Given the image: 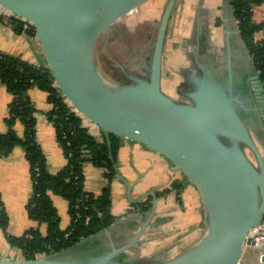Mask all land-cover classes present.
Here are the masks:
<instances>
[{
  "label": "water",
  "instance_id": "obj_1",
  "mask_svg": "<svg viewBox=\"0 0 264 264\" xmlns=\"http://www.w3.org/2000/svg\"><path fill=\"white\" fill-rule=\"evenodd\" d=\"M148 1L0 0V5L33 25L55 85L83 119L99 127L108 141L116 135L161 153L197 186L207 211L206 234L171 260L127 261L157 212L158 197L153 194L150 216L123 245L112 242L100 255L83 254L92 253V247L100 245L97 239L113 224L62 253L0 264H240L245 247L252 245L249 234L264 223V152L244 118L248 102L242 95L244 87L235 82L231 59L227 79L206 60L198 63L200 72L195 76L186 73L192 89L185 101L168 95L163 89L164 53L178 1L168 0L143 76L121 67L130 82L120 83L109 80L99 67L96 47L101 35ZM254 74L249 97L264 129V84L256 68ZM94 239L98 243L91 242ZM86 242L93 245L82 248Z\"/></svg>",
  "mask_w": 264,
  "mask_h": 264
},
{
  "label": "crops",
  "instance_id": "obj_2",
  "mask_svg": "<svg viewBox=\"0 0 264 264\" xmlns=\"http://www.w3.org/2000/svg\"><path fill=\"white\" fill-rule=\"evenodd\" d=\"M167 1L163 0L164 3ZM233 10L231 0H178L168 30L164 66H177L187 71L190 70L192 57L197 64H203L215 55L228 64L231 59L233 73L240 79L244 75L245 63L250 65L252 59L238 36V22L237 19L233 20ZM253 12L254 22L264 23V3L255 6ZM10 17L0 15V52L32 65L49 67L37 37L31 34L30 29L18 31L12 27ZM169 38L173 39L170 41ZM257 38L264 39V33H259ZM208 49L211 54L207 52ZM176 85L177 80L170 77L167 91L172 90L175 95L168 94L164 85L163 89L174 99L182 101L184 99L179 85ZM27 95L37 110V142L45 156L47 168L50 173L58 174L66 167L67 158L57 139L55 125L48 116L53 106L48 100V94L40 89L29 90ZM12 101L11 93L0 84V134L8 131L6 120ZM85 125L97 140L103 141L106 138L96 125L89 121H85ZM14 129L21 139L24 138L25 128L22 123H18ZM120 140L115 161L116 174L111 181L115 226L101 238L108 243H116L117 240L127 242L133 238L150 216L153 194H156L158 207L155 217L140 243L132 252L129 251L128 257L162 260L176 258L206 234L207 211L202 195L197 186L167 157L143 143L122 137ZM84 175L85 190L92 194H101L109 184L105 169L96 165L86 164ZM175 183L179 188L173 187ZM33 184L25 148L18 145L10 155L0 159V194L9 216L8 230L12 236H23L38 227L30 219L27 210L33 195ZM52 199L61 219V227L66 230L71 223L69 202L57 195ZM39 228L44 234L47 233V225ZM261 251L254 247L245 248L240 264H260L258 256ZM6 260L23 261L27 258L0 230V261Z\"/></svg>",
  "mask_w": 264,
  "mask_h": 264
},
{
  "label": "trees",
  "instance_id": "obj_3",
  "mask_svg": "<svg viewBox=\"0 0 264 264\" xmlns=\"http://www.w3.org/2000/svg\"><path fill=\"white\" fill-rule=\"evenodd\" d=\"M231 1L242 38L264 84V39L257 38L259 33H264V23L257 24L253 19L254 7L263 4L264 0ZM14 16L17 19L11 18L12 22L19 23L18 31H22V21L26 20ZM30 32L36 36L34 27ZM0 84L13 96L6 120L8 131L0 134V159L10 155L16 146H24L34 183L27 210L30 219L38 224L37 228H32L23 236L9 235V216L0 194V230L5 232L8 241L20 248L30 260L70 250L112 226L115 218L112 215L111 181L116 174L115 161L120 137L110 135L109 141L107 138L99 141L93 137L83 117L62 96L47 66L32 65L0 52ZM32 89L46 92L53 106L48 116L55 125L57 139L67 158L66 167L58 174L49 172L37 142V110L27 95ZM19 122L25 128L22 139L14 129ZM89 163L105 169L109 184L101 194L85 190L84 166ZM173 187L179 188L177 183ZM54 195L69 202L71 223L66 230L61 227V219L52 199ZM41 225H47L46 234L40 230ZM97 240L103 246L101 236ZM97 240L91 242L98 243ZM83 244L82 248L93 245L88 242Z\"/></svg>",
  "mask_w": 264,
  "mask_h": 264
},
{
  "label": "rangeland",
  "instance_id": "obj_4",
  "mask_svg": "<svg viewBox=\"0 0 264 264\" xmlns=\"http://www.w3.org/2000/svg\"><path fill=\"white\" fill-rule=\"evenodd\" d=\"M161 6L160 0H150L134 10L132 14L111 24L101 35L96 47V57L101 71L109 80L128 84L130 81L123 75L122 68L127 73L139 71V74L144 75L148 59L144 56L143 50L150 41L149 34L153 35L156 31L162 14ZM169 39L171 41L173 38ZM164 69L167 70H165L166 76L163 79V85L168 94L175 95L172 90L167 91L169 90L170 77L177 80L179 91L187 89L185 77L182 75L186 74V71L177 66L170 68L169 65L164 66ZM8 229L7 233L10 235ZM130 252L132 251L130 250ZM133 260L134 258H128V261Z\"/></svg>",
  "mask_w": 264,
  "mask_h": 264
},
{
  "label": "flooded vegetation",
  "instance_id": "obj_5",
  "mask_svg": "<svg viewBox=\"0 0 264 264\" xmlns=\"http://www.w3.org/2000/svg\"><path fill=\"white\" fill-rule=\"evenodd\" d=\"M160 4L162 5L161 6V11L163 12L166 3H164L163 0H160ZM159 22H160V19H159ZM159 22H158V25H159ZM156 30H157V28H156ZM155 32H154V34H155ZM154 34L153 35L151 33L149 34L150 41L147 43V45L145 46V49L143 50L144 51L143 52L144 56H146L148 60H149L150 44H151V41H152V39L154 37ZM207 52H209L210 54L212 53L209 49L207 50ZM192 58L193 59L190 62V70H187L186 72L194 73L193 75L195 76L196 75L195 73L200 72V69H199L198 64L196 63V60H194L195 58L194 57H192ZM220 60H222V59H219V58L215 57V55H214L213 57L209 58V61H210L209 63H211V66H212V68L214 70H217L218 72H220L219 75L223 79H227L228 76H229V72H230L229 71V64L225 60H222V61H220ZM242 62H243V60L241 61V64H242ZM242 67H244L243 64H242ZM255 68L256 67L254 65V62L250 61V65L245 63V68H243L244 69V75H242V77H240V79L235 77L236 78L235 82H236V84L239 85V87H242V88L244 87L243 88L244 91H243L242 95L244 96L245 100L248 102L247 110L244 113L249 114V116H247L246 114H243V115H244V118L247 120L249 127L251 128L253 136L255 137V139L257 140V142L259 143V145L261 146V148H262V150L264 152V147H263L264 146V129L261 128L262 125H260V119L257 116L256 112L253 111V109L255 107V103H253L252 100L249 97V94H250V91H249L250 90V83L253 82V80H255V74H254L255 73ZM122 72L124 73L123 75L128 77L124 71H122ZM138 72L137 73H133V74H137V75L143 76V75L139 74ZM182 75L185 77L184 81H186V78H188L189 75L185 74V73L182 74ZM249 78H250V80H249ZM240 81L242 83L239 84ZM242 84H243V86H242ZM237 86H235L236 90L239 89ZM191 89H192V85L189 83V80H188L187 89H183V90L180 89V93H181V96H182L183 99L187 98L185 96V94L188 93L189 91H191ZM226 142L228 144H230V145L235 144V142H233V141H231V140H229L227 138H226ZM125 242L126 241L117 240V242L115 244H117V246H118V245H123ZM102 245L103 246H101V247L93 248L92 249V253L87 251V252H83V254L85 256H87V255L88 256L89 255L97 256V255L101 254V250L102 249L108 251V249L111 247V243H108L106 241H104V243ZM127 261H128V259H127ZM135 264H145V262H138V263H135Z\"/></svg>",
  "mask_w": 264,
  "mask_h": 264
},
{
  "label": "built area",
  "instance_id": "obj_6",
  "mask_svg": "<svg viewBox=\"0 0 264 264\" xmlns=\"http://www.w3.org/2000/svg\"><path fill=\"white\" fill-rule=\"evenodd\" d=\"M0 15L6 16V17H9V15H10L11 16L10 18L15 17L9 11L5 10V8H3L1 5H0ZM22 23H23V25H22L23 29L26 31H28L29 29H31L33 27V25L28 21L27 22L22 21ZM10 24L12 27L17 28V29H18V26L20 25L19 23L12 22V20H10ZM37 66H45V65H37ZM85 121H87V120L84 119V122ZM87 221H89V218L87 219ZM249 236L251 237L253 242H252L251 246H246L245 248L254 247V248H258V249L262 250L258 256V261L260 264H264V223L260 227L252 230L251 233L249 234Z\"/></svg>",
  "mask_w": 264,
  "mask_h": 264
}]
</instances>
